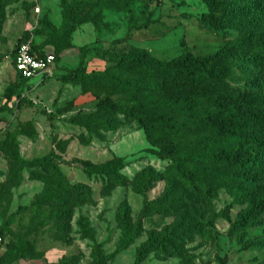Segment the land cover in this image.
Instances as JSON below:
<instances>
[{
  "label": "trees",
  "instance_id": "trees-1",
  "mask_svg": "<svg viewBox=\"0 0 264 264\" xmlns=\"http://www.w3.org/2000/svg\"><path fill=\"white\" fill-rule=\"evenodd\" d=\"M13 1L0 0V25L4 7ZM60 1L63 16L68 18L74 11L75 18L70 19L77 22H95L102 17L88 12L94 3ZM103 1L120 10L124 6L131 8L135 0ZM200 1L205 11L199 22L214 32L231 28L237 34L234 40L210 53L184 51L169 60L157 58L141 47L117 53L104 49L109 56L106 67L90 72L85 69L90 48L83 47L78 65L63 77L76 82L81 94L98 100L93 111L72 116V123L102 139L104 133L122 125V119L134 121L151 145L149 151L167 161L162 171L147 168L132 179L122 173L119 157L101 163L79 161L85 173L104 179V193L117 186H129L141 197L135 214L127 204L120 206L117 244L109 253L102 250L105 241L93 238L87 220L78 219L81 235L91 241L90 264L113 259L143 233L146 237L135 247L133 264H142L150 253L177 258L174 264H195L188 244L195 237L209 236L207 227L211 221H203L206 206L221 190L237 195L246 205L232 223V230H264V0H241L238 8L230 0ZM43 21L48 22L46 18ZM28 39L15 46L13 65L18 45ZM31 47L39 54L47 51L33 39ZM52 52L55 63L57 57ZM235 67L243 72V84L232 86L228 78ZM112 95L128 99L121 101ZM17 135L34 139L32 122H17L5 139L8 158L14 166L36 167L52 159L51 153L29 160L19 157ZM53 174L54 177L46 176L43 200L54 201V218L70 219L75 204L90 201L89 190L84 185L69 184L58 169ZM31 177L36 178L35 173ZM160 181L164 185L162 192L150 197L153 185ZM155 215L169 221L145 228ZM0 236L3 238L1 231ZM255 246L264 248L260 240ZM9 251L13 258L35 255L33 245L22 239H17ZM225 258L219 264H225Z\"/></svg>",
  "mask_w": 264,
  "mask_h": 264
},
{
  "label": "rangeland",
  "instance_id": "rangeland-1",
  "mask_svg": "<svg viewBox=\"0 0 264 264\" xmlns=\"http://www.w3.org/2000/svg\"><path fill=\"white\" fill-rule=\"evenodd\" d=\"M73 1L94 3L88 12L102 17L95 22H77L70 19L75 18L74 11L68 18L64 17L60 0H14L3 10L0 25V231L3 236L0 264H90L91 241L80 233V217L87 220L97 242L105 241L102 246L105 253L114 250L119 235L120 206L127 204L135 214L141 206V197L129 186H117L104 193V179L85 173L80 160L101 163L119 157L123 162L121 171L129 179L147 168L162 171L167 165L166 160L149 151L151 145L134 121L122 119V125L104 133L102 139L70 121L77 113L93 111L98 101L90 94H81L76 82L63 79L78 65L83 47L90 48L85 58V69L90 72L106 67L109 56L104 49L117 53L141 47L157 58L169 60L184 51L195 55L213 52L237 35L231 28L214 32L202 25L198 19L205 7L200 0H135L131 8L124 6L120 10L108 7L103 0ZM230 1L236 8L240 6L241 0ZM25 38L33 39L47 51H54L57 60L49 74L28 81L19 79L12 52ZM122 38L125 39L117 42ZM242 75L235 67L229 83L232 86L243 84ZM111 97L121 101L128 99L124 95ZM27 120L32 122L36 135L34 139L16 136L19 157L29 160L51 153L52 159L36 167H16L8 158L4 142L17 122ZM55 169L69 184L84 185L89 190L90 201L75 204L70 219L54 218V201L43 200L46 176L54 177ZM32 173L36 178L31 177ZM163 186L162 181L156 182L149 196H158ZM245 210L246 205L239 197L226 190L210 200L203 218L205 222L211 221L207 227L209 236L195 237L188 244L195 264H219L223 257H226L225 264H264V248L255 246L258 240L264 245V230L245 227L234 231L231 228ZM168 221L155 215L148 219L145 228ZM145 237L143 233L104 264H133L135 247ZM17 239L31 243L35 255L13 258L9 249ZM177 261L174 257L150 253L142 264Z\"/></svg>",
  "mask_w": 264,
  "mask_h": 264
},
{
  "label": "built area",
  "instance_id": "built-area-1",
  "mask_svg": "<svg viewBox=\"0 0 264 264\" xmlns=\"http://www.w3.org/2000/svg\"><path fill=\"white\" fill-rule=\"evenodd\" d=\"M55 57L52 51L42 54L35 52L31 47V39L21 42L14 56V69L23 79L42 77L50 73ZM3 238L0 236V254L2 252Z\"/></svg>",
  "mask_w": 264,
  "mask_h": 264
}]
</instances>
